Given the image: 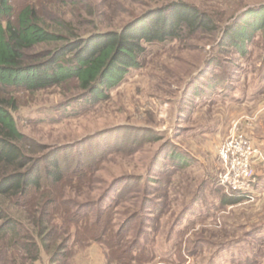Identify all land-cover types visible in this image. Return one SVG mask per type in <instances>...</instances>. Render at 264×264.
Here are the masks:
<instances>
[{"label":"rangeland","instance_id":"obj_1","mask_svg":"<svg viewBox=\"0 0 264 264\" xmlns=\"http://www.w3.org/2000/svg\"><path fill=\"white\" fill-rule=\"evenodd\" d=\"M181 1L208 16L215 31L146 45L142 67L107 101L59 109L77 95L73 85L13 92L17 127L35 144L41 173L51 156L63 172L53 186L43 179L37 196L56 201L48 220L65 250L52 262V252L41 249L31 263L1 247L0 264H264V166L255 170L262 180L254 198L233 205L222 203L216 178L217 149L234 131L249 135L264 155V31L243 51L225 45L223 32L264 0ZM95 2L101 17L93 21L114 28L163 4L120 0L110 12L108 2ZM60 9L77 29L89 27L77 7ZM171 151L185 164H173Z\"/></svg>","mask_w":264,"mask_h":264},{"label":"trees","instance_id":"obj_2","mask_svg":"<svg viewBox=\"0 0 264 264\" xmlns=\"http://www.w3.org/2000/svg\"><path fill=\"white\" fill-rule=\"evenodd\" d=\"M104 1L109 7L112 5L110 12L120 7L117 3L120 0ZM43 2L47 5L43 10L38 4L15 10L11 0H0V248L20 253L31 263L39 259L41 249L52 252V262L65 250L57 244L58 236L48 220L56 201L50 195L37 196L43 190V179L47 186H53L62 181L63 172L51 156L41 173L40 159L34 157L35 144L17 127L14 113L18 105L13 92L34 94L73 85L77 95L59 109L77 103L93 106L107 101L110 92L131 70L142 67L146 45L198 31L212 33L216 29L208 16L181 0H159L162 5L146 9L118 28L112 22L99 20L97 25L93 21L101 17L95 11V0ZM69 5L91 19L89 27L77 29L65 20L66 13L60 8ZM259 31H264V5L246 9L241 20L223 30L225 45L243 51ZM89 138L56 148L54 152L74 148ZM170 155L173 164H185V157L174 151ZM261 180L262 176H256L253 188ZM220 191L223 204L239 202V197L221 188ZM133 219L129 217L125 224ZM98 237L102 239L103 235L95 236L94 240L100 241Z\"/></svg>","mask_w":264,"mask_h":264},{"label":"built area","instance_id":"obj_3","mask_svg":"<svg viewBox=\"0 0 264 264\" xmlns=\"http://www.w3.org/2000/svg\"><path fill=\"white\" fill-rule=\"evenodd\" d=\"M220 168L216 173L217 184L225 193L239 198H254L255 170L264 166V155L250 136L241 130L234 131L218 147Z\"/></svg>","mask_w":264,"mask_h":264}]
</instances>
